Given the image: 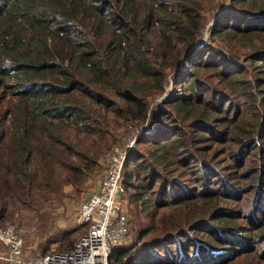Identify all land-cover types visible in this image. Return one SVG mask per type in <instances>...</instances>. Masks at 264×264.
<instances>
[{
	"label": "trees",
	"instance_id": "obj_1",
	"mask_svg": "<svg viewBox=\"0 0 264 264\" xmlns=\"http://www.w3.org/2000/svg\"><path fill=\"white\" fill-rule=\"evenodd\" d=\"M153 113L123 171L150 221L110 264H264V0H0V225Z\"/></svg>",
	"mask_w": 264,
	"mask_h": 264
},
{
	"label": "rangeland",
	"instance_id": "obj_2",
	"mask_svg": "<svg viewBox=\"0 0 264 264\" xmlns=\"http://www.w3.org/2000/svg\"><path fill=\"white\" fill-rule=\"evenodd\" d=\"M213 16L214 13L208 15L207 22L203 27L202 43L208 41L211 27L214 24ZM197 45H201V43H197ZM212 45L215 48L221 46V44L217 43H212ZM170 84L168 85V89H170ZM161 98L162 96H159L157 101ZM155 120V114H150L148 124L143 125L140 129H135L132 128L131 125H128L127 122L125 123L122 120H118L119 124H117L116 120L113 119L112 123H114L115 132V136L111 141L113 142V146L109 148L111 146L110 141L101 139L100 147L97 149L100 154L99 157H97L98 165H95L94 168L89 171L88 178H85L86 181L84 179L77 187L71 184H64L62 189L63 195H61L60 198H49L48 206H45L44 203V200L48 198H31L28 202L24 203L21 201V203H18L19 208L15 209L13 214L10 215L14 220L7 222L6 226L15 224L14 226L16 227L14 231L17 232L18 236H20L19 238L22 240L21 253L25 258L55 250H68L73 247L75 242L86 231V226L80 221L78 207L98 189L110 152L112 153L116 148H119L121 150H129V155L130 150L136 147V141L139 137L138 134H140L146 126L145 130H150V125L153 124ZM69 134L76 144H98L97 136H92V134H88L84 131L72 130L69 131ZM91 150L94 152V149ZM134 158L133 155L130 156V167L134 166L136 162ZM61 174L62 177H64L65 171H61ZM133 182L136 183V179H134ZM78 187L82 190H77ZM124 190L122 196L125 209L129 216L131 229L127 239L121 244L127 247L132 243L135 234L149 223L150 217H145L144 214L146 213L141 211L142 206L133 200L132 194L134 189L129 188L127 193L125 188ZM165 197L167 196L165 195ZM4 225L5 224H1L0 227L5 228L6 226ZM128 242L129 244H127ZM11 249H13L12 245L7 243L5 238L0 236V264H19L16 260L17 257H13Z\"/></svg>",
	"mask_w": 264,
	"mask_h": 264
},
{
	"label": "built area",
	"instance_id": "obj_3",
	"mask_svg": "<svg viewBox=\"0 0 264 264\" xmlns=\"http://www.w3.org/2000/svg\"><path fill=\"white\" fill-rule=\"evenodd\" d=\"M128 151L116 148L110 152L98 189L79 205V218L86 231L71 249L25 258L21 253L22 240L14 231L15 224L0 227V236L12 245L11 252L19 264H110L114 250L125 242L130 232L122 196Z\"/></svg>",
	"mask_w": 264,
	"mask_h": 264
},
{
	"label": "water",
	"instance_id": "obj_4",
	"mask_svg": "<svg viewBox=\"0 0 264 264\" xmlns=\"http://www.w3.org/2000/svg\"><path fill=\"white\" fill-rule=\"evenodd\" d=\"M146 129V128H145ZM142 132H140V134H141ZM140 134H139V136H140Z\"/></svg>",
	"mask_w": 264,
	"mask_h": 264
}]
</instances>
